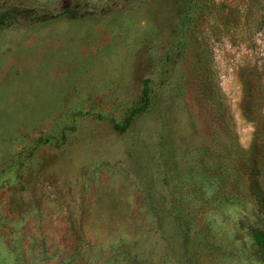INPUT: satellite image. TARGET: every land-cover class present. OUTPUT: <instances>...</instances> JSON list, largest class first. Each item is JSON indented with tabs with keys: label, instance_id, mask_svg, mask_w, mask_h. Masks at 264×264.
Here are the masks:
<instances>
[{
	"label": "rangeland",
	"instance_id": "rangeland-1",
	"mask_svg": "<svg viewBox=\"0 0 264 264\" xmlns=\"http://www.w3.org/2000/svg\"><path fill=\"white\" fill-rule=\"evenodd\" d=\"M11 8L0 264H264V0Z\"/></svg>",
	"mask_w": 264,
	"mask_h": 264
},
{
	"label": "trees",
	"instance_id": "trees-1",
	"mask_svg": "<svg viewBox=\"0 0 264 264\" xmlns=\"http://www.w3.org/2000/svg\"><path fill=\"white\" fill-rule=\"evenodd\" d=\"M198 2H202V0H179V3L181 4L182 8L183 9L185 8V11L182 10L185 16L188 15L189 9H192L194 5L198 4ZM67 15L71 17L81 16L80 14L76 13V11H69V12L67 11ZM29 16L31 15L29 14L28 11H25V9H20V10H17L16 8L7 9L2 13H0V28L8 27L11 24H13V22H16L19 18H24ZM43 18L44 17H40V20L45 21L46 19ZM207 87L208 86H203L204 92L205 93L207 92L206 96H208V94L211 92L209 87L208 88ZM257 201L259 205L263 208V212H264V196L258 197ZM257 240L261 245V247L264 248V232L257 234Z\"/></svg>",
	"mask_w": 264,
	"mask_h": 264
}]
</instances>
